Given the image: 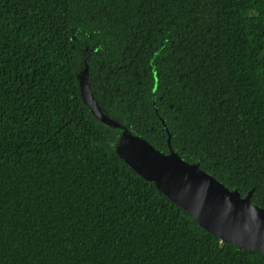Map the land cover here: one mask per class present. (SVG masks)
Instances as JSON below:
<instances>
[{"label": "trees", "instance_id": "16d2710c", "mask_svg": "<svg viewBox=\"0 0 264 264\" xmlns=\"http://www.w3.org/2000/svg\"><path fill=\"white\" fill-rule=\"evenodd\" d=\"M125 130L264 208V0H0V264H264L122 158Z\"/></svg>", "mask_w": 264, "mask_h": 264}, {"label": "water", "instance_id": "95a60500", "mask_svg": "<svg viewBox=\"0 0 264 264\" xmlns=\"http://www.w3.org/2000/svg\"><path fill=\"white\" fill-rule=\"evenodd\" d=\"M81 86L93 112L106 123L120 126L98 108L84 80ZM168 142L170 153L165 154L146 139L125 130L118 150L137 172L154 181L210 232L222 240L264 254V208L252 203V192L242 197L239 190H230L198 163L183 160L171 146L170 133Z\"/></svg>", "mask_w": 264, "mask_h": 264}]
</instances>
